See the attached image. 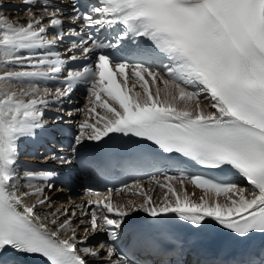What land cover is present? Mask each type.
<instances>
[{
	"label": "snow or ice",
	"instance_id": "obj_1",
	"mask_svg": "<svg viewBox=\"0 0 264 264\" xmlns=\"http://www.w3.org/2000/svg\"><path fill=\"white\" fill-rule=\"evenodd\" d=\"M69 2L70 13L64 0H22L23 22L0 16V264H24L31 256L47 264H137L116 246L137 212L174 214L195 229L210 219L240 239L264 235V0ZM65 39L62 55L56 48ZM47 81L59 86H41ZM80 86L89 105L76 110L87 118L70 153L116 134L224 175L165 174L163 182L154 175L152 182L165 189L158 203L136 185L128 194L142 198L138 205L115 203L112 194L120 190L109 188L103 199L52 212L45 189L54 190L55 173L26 171L22 183L20 144L46 133L45 111L70 102ZM51 159L72 162L56 153ZM185 180L205 193L199 202L184 191ZM45 207L49 212L41 215Z\"/></svg>",
	"mask_w": 264,
	"mask_h": 264
},
{
	"label": "bare ground",
	"instance_id": "obj_2",
	"mask_svg": "<svg viewBox=\"0 0 264 264\" xmlns=\"http://www.w3.org/2000/svg\"><path fill=\"white\" fill-rule=\"evenodd\" d=\"M21 86H23V85H21ZM160 87H163V85H160ZM171 182L176 183L177 181H171ZM240 185L241 186H244L246 184L242 183ZM175 188H176L177 192H180L181 191L180 186L177 185V183H176ZM184 191L186 192V194L188 195V197L190 199L193 196V199L192 200L195 201V202H199V200L197 201V199H198L196 197L197 195H200V198H201V196H205V193L201 189L193 188L187 181H184ZM164 193H165V190L158 189V192L154 194V199L157 201L156 203H158L163 198ZM192 193H194V195ZM189 194H190L191 197L189 196ZM212 196H213V194H207L206 195V199L211 200L212 199ZM33 199H35V198H33ZM134 199L136 201H138L139 203H142V198L135 197ZM220 200H221V202H223V197H221ZM52 201H53V199L51 198V204H52L51 211L53 212L54 209L57 211V205H53ZM60 206L62 208H64L66 205L63 204V203H60V204H58V207H60ZM38 211L41 212V215H44V214H47L49 212V209L48 208L38 209Z\"/></svg>",
	"mask_w": 264,
	"mask_h": 264
},
{
	"label": "rangeland",
	"instance_id": "obj_3",
	"mask_svg": "<svg viewBox=\"0 0 264 264\" xmlns=\"http://www.w3.org/2000/svg\"><path fill=\"white\" fill-rule=\"evenodd\" d=\"M45 208H47V207H45ZM53 209V208H52Z\"/></svg>",
	"mask_w": 264,
	"mask_h": 264
}]
</instances>
